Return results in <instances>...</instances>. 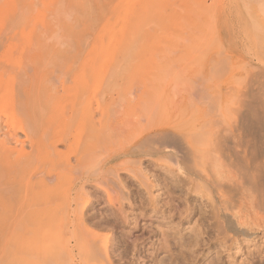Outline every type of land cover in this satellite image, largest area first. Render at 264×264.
I'll return each mask as SVG.
<instances>
[{
  "label": "rangeland",
  "instance_id": "374dc122",
  "mask_svg": "<svg viewBox=\"0 0 264 264\" xmlns=\"http://www.w3.org/2000/svg\"><path fill=\"white\" fill-rule=\"evenodd\" d=\"M22 1L23 0H0V4L1 2L3 3V5H0V34L4 33L3 35H0V48L2 47L0 49V59L5 60L6 58V60L8 59V61L10 62L13 59L14 63L22 59H28V62L32 65L31 68H35L37 66L34 64V62L38 58L42 59L44 57H47L48 54H50V56L58 57V59H60H57L59 63L58 61L55 64L48 63V67L47 63H44L43 65V63L40 62L43 66L38 64L40 66H38V68H41L42 66L41 69H43L44 73H46L45 70L47 69V74L51 72H55L57 74L60 73L58 76H60V78L65 81L64 84L66 86H70L73 83V79H81L82 75L83 77H87L88 80L92 79L93 81H97V79H95V77H97V73L99 76L101 74H104V72H109L111 67H114L115 65H121V68L123 69L121 72L123 73V75H125V78L123 79L121 86L116 87V89L121 90L123 93H127L129 91L134 92V89L136 91L134 92L135 94H132L131 92L128 93L129 96L131 93L132 97H134L131 98L132 101L129 102L131 106L128 104L125 105V107L127 106L130 109L124 107L125 109L119 113L120 119L122 117L121 121L127 119V125L128 123L131 124V122L135 120H132V114H134V116L135 113L137 114V112L139 111V107H142L140 106L142 102L145 103L149 100H153V95H155V98L159 103L158 105L168 110V112L166 110L164 111L168 113L166 114L161 108V115L159 116V114H157L159 120H161L159 121V123L165 121L177 122L182 118L183 119L178 123L185 127L188 126L189 122L191 123L192 118H194V122H209V120H211L210 118H214L216 122H219L221 117L219 116L220 112L219 114L216 113L215 115V109L216 106H218L219 109H221L220 106H222L220 101L221 99L219 100V98H221V94L223 92V75L221 76L219 73L220 70H217V74L219 75L218 76L215 71L216 69H214L213 71H215L214 74H216L217 77H215V75L211 73V70L207 75H201L200 73H198L200 70H204L207 67L211 68L212 66L216 65V63L220 64V66L223 63L224 52H222V50V54H218L220 50V48L218 49V46L220 47V45L217 46V41L214 40L213 35L210 31L211 21L209 22V19H211L212 17L209 18V16L211 13H214L212 12V9H209V12L207 11L208 13H206L207 22H209L210 27L208 31L206 29L208 33V36L205 35V37H207V41H204L203 45L201 46L203 47L206 42V44H208V47L204 46L205 48H203L202 51L195 52L192 55L191 45L189 46V40L193 34L192 30L190 29L188 14L191 5L190 0H141L140 3L139 0H107L108 3H106V6L109 7V12H111L113 8L114 13L112 12V14L106 15L103 18L98 17L96 19L98 22L95 23L94 21L93 23L89 22L91 21L89 20V17L91 15L94 17L96 16L95 14L93 15V13L90 11L91 6L96 2V0H58L59 2H57V0H37L38 2H36L35 0H32V2L31 0H24L25 6L20 3ZM98 1L100 2L101 0H97V2ZM201 1L199 0V2ZM111 2L114 3L111 4ZM205 2L207 3L205 4V6L207 5L206 10L208 8V4L212 5V3L215 4L214 9L217 10L218 4L220 5L221 0H205L202 3L204 4ZM135 3L137 6L135 5ZM6 5L8 7V10L6 8ZM21 5L25 7V10L28 9L26 10V13H28L26 15L28 17L27 21L25 19V21L21 23L20 21L17 22L18 20H16L14 21L16 22L14 25V22L10 16L13 15V12L18 13V7L21 11V8H23L21 7ZM110 6H112L111 9ZM41 7L43 8L41 9ZM210 7L211 6H209V8ZM114 8L116 9L114 10ZM2 9H4V11ZM5 9L7 10V14ZM162 9L164 11H162ZM199 9H201L200 6ZM60 12L63 13L64 16L60 14ZM131 13L133 14V16H131ZM129 16L131 17L129 18ZM48 17H50L51 19H49ZM86 17L87 19H85ZM107 17L109 20L107 19ZM31 18L32 22H30ZM65 18L69 21L65 20ZM43 19L45 20L43 21ZM57 21L58 23L56 24ZM104 21L107 22L105 23ZM33 22L35 23V25H33ZM19 23L23 24L22 26L24 27L26 25L25 31L23 30L24 27H22ZM100 24L104 25H101L100 27ZM10 26H12V28ZM106 26L107 29H105ZM119 26H122L121 29ZM45 27L46 30L43 29ZM13 28L16 29L13 30ZM101 28L103 29V31ZM4 29L5 31H3ZM8 30L11 32H7ZM16 30H18L19 32L21 30L22 31L19 34L18 31L16 32ZM28 30H30V32H28ZM35 32L36 34L38 32V34L35 35ZM16 33L18 34L16 35ZM21 33H27L26 35H28H25L26 38H22L23 41L20 37ZM55 33L57 34V36L55 35ZM105 34L107 37L105 36ZM34 35L36 38L34 37ZM41 35L45 36H43L42 38ZM178 36L180 37V39ZM53 37H56V39H54ZM64 37L67 40L69 39L70 41L65 40ZM105 37L107 41H105ZM58 39L59 41L58 43H56ZM211 39H213V42H211ZM83 40H87L89 42V45L87 44V41L86 44L88 46L85 45V43H83ZM4 41H6V43ZM24 41H26L24 43V46L28 45V49H26V47L24 48ZM31 41L35 45V47L31 46ZM44 41L46 43H44ZM103 42H105L104 47H102ZM115 43L117 44L115 45ZM61 45L63 47H61ZM105 45H108V47ZM82 46H84V48H81ZM116 47L117 49L115 50ZM31 48H33V50ZM206 48L208 50H206ZM198 49L200 48H197V50ZM21 50L24 51V53H22ZM29 50H32V52L30 51V54ZM71 50L73 51L71 52ZM25 51H27L28 53L26 52L25 54ZM96 52H98V55ZM156 52L158 54H156ZM78 53H80L82 57ZM111 53H113V55H111ZM23 54L25 55L23 56ZM33 55L35 56V58ZM25 56L26 58H24ZM96 57H98V59L100 60H96ZM61 59H63L62 62ZM77 59L79 61H77ZM95 60L97 65L94 63L92 66V62H94ZM60 63H63V65H60ZM69 66L73 67L69 68ZM92 67L94 69H92ZM89 69L92 70L90 74ZM112 69L110 70V72L112 71ZM99 70H101L100 73ZM163 71L168 72L167 76L165 75V72L163 74ZM169 72L171 74L173 72L171 78V74ZM176 72L180 73L183 78L189 77L191 79L190 83L192 81L194 82V84L193 82L191 83L193 84L191 85L193 88L189 86L190 89H192V95L190 94L191 92H189L190 90L189 88H187V85L183 87V85L185 84V78L183 79ZM181 72L185 73L182 75ZM151 76H156V78L159 77V81L161 83L159 81H156L159 78H154L153 81L156 79V82H153ZM178 76L181 77L180 80ZM198 76L199 78L202 77L204 83L203 85H201V78L200 80H198L199 78L197 79ZM243 76L244 73H237L236 78H238L239 80L236 79V84L234 81L233 86L239 87V85L237 84L241 83L242 80L240 79L243 78ZM173 77L177 82L176 85L172 80ZM163 78L164 80L165 78H170V84H167L169 80L164 84ZM2 79L4 80L5 78ZM51 79L53 80L54 78ZM204 79H207L206 81H210L205 82ZM186 80L188 81V79ZM96 81L94 83L90 80L89 85L86 87L84 105L85 102H87L86 106L87 108L89 107L90 110L92 109L94 118H101V116L98 115L100 113H103V115L105 114L104 116L106 118H113V111L115 113V108L119 107L120 103L115 100L114 102H110L109 105L111 108L109 107V105H107L109 109L105 108L103 109V112L102 110L98 109L97 107L99 106L100 94L102 93L101 90L104 87L99 86V83L97 85ZM147 81H149V83ZM157 82H159V86H164L165 91L163 87V90L161 91H164L165 94L168 93L167 95L168 97L170 96L172 103L169 102L170 100H168V97L165 94V99L163 98V94H161L159 97V99H161L158 100L157 97L160 91L157 90L156 93V90H154L158 89ZM190 83L187 84L190 85ZM93 84L94 86L92 87ZM143 84L146 90V92H143L144 95L140 94L142 93V87H144ZM150 84H153L150 93H152V91H155L156 93H152V98L149 95L150 93H148V90L150 88L147 89ZM166 84L168 86H166ZM177 84H179V87H177ZM171 87L172 90L177 93L174 92V94L173 91H171ZM93 88L97 91V93L94 94L95 91H92L94 90ZM181 88H186V90L189 91L185 92L184 90H181V92H178ZM138 89L139 91H137ZM92 94H94V96ZM147 94L148 96L145 97V95ZM193 94L195 96H193ZM198 94L201 97H204V95H208L207 99L208 101L211 100L210 103L207 101V99H204L205 101H207L206 103H204L203 98L201 99ZM219 94L220 97L218 98L217 96ZM136 95L139 97V100H143L140 101L141 104H139L140 102L135 101ZM212 95L213 98H210L212 97ZM191 96H193L194 99L197 100H194ZM174 97L176 98L173 100ZM190 97L194 101L189 100L191 99ZM90 98L93 101L90 100ZM147 98L149 100H147ZM214 98H216V101L214 100ZM144 99H146L147 101ZM156 99L154 103L157 104ZM195 101H197V103ZM90 102L91 106H89ZM149 103L150 102H147V104ZM191 103H193L192 106ZM215 103L217 105H215ZM3 104L4 102L2 103V106H4ZM5 104L7 105L0 108L2 109V115L4 116V119L6 118L9 121H12L13 114L9 112H14V110L12 109L11 105L9 106L8 102ZM114 104L117 107H114ZM207 104L210 109L207 108ZM6 106H9L8 110L6 109ZM174 106L177 107L175 108ZM95 108L98 109V111H96ZM119 109H116V111H120ZM212 109L213 111H211ZM136 110L137 112H135ZM193 110L194 112H192ZM210 111L211 115L209 114ZM190 112L193 113L192 118L191 116H189ZM204 112L207 116L205 114V116H202V113ZM125 113H127V115ZM174 114H178L177 117H175ZM123 115L125 116L124 118ZM16 116L14 117V120L16 118L18 119V116ZM154 119L156 122L157 116L154 117ZM124 122L125 121H123V123ZM142 123L143 126H145L144 124L146 123L141 122V125ZM206 126L207 128H205ZM206 126L204 127V129H202V131H206L210 128L209 124H206ZM134 129L135 133L136 131L138 133L140 131L139 129L142 130V126H140L139 128L135 127L132 130L134 131ZM124 131L125 133L127 131V133L125 135L124 133H121L122 137L121 134H108V136L111 135L109 138H112L109 139L110 141H108L106 140L108 139L106 138L108 136L105 134L106 137L104 140V137H102L101 140L99 139L94 143V145H96L97 147L93 146L94 155L91 153L87 154L90 157H87V162L89 161V167L90 164H93L94 162L95 166L92 165L94 167L89 169L90 171L88 170V172L93 171V168H95L94 170H96V168H98L100 165L98 164L100 160V163H102L104 162V160L112 157L113 154L114 156H116L118 153H120L123 148H126L128 142H130L131 139L134 138V135L136 136L137 134H134V132L129 133L130 130H127L126 126ZM127 134L129 137V141L127 139ZM203 137L204 136H201L200 140L202 142L204 141L202 140ZM103 141L104 144H106L107 142H109V144L105 146L103 144ZM200 141L199 143H201ZM117 143L120 145L121 149L119 148V145ZM10 144H0V264H61L62 247L67 242L71 243V245L73 244L76 233L82 225V219L74 216L65 217L59 211L52 213L48 211L45 208L44 204H42L41 202L36 203V201H34L35 203H33V201L30 200V196L35 188V185H37L36 183L39 180L45 178L51 172L52 162L48 161V159L43 161L35 151H32V148L27 141L23 143V146H21V143L19 142H11ZM98 147H101L102 149H98ZM90 152H92V150H90ZM105 154L107 155V157ZM102 155L106 157V159H104ZM29 157H31L33 161L32 166L28 170H25L23 172H16L15 168L17 167V163L26 161ZM87 158L85 156L83 165L84 163H87ZM91 158L92 160H90ZM157 159H159V161H162L163 163L165 162L170 164L172 162L171 160H167L166 162V158L162 157H157ZM128 160L131 159L120 157L114 160L111 165H115L119 162L121 163L122 161ZM137 163L140 164L139 166L141 167L142 171L147 175L149 180H151L153 187L151 188L150 193H147L143 190L142 187L138 185V182L134 178H132V176L128 174L126 170L118 171V178L119 180H121L123 185L124 198L121 199V202L123 209L125 210L124 215L126 219L123 218L124 215H120V211L117 209L118 202L115 197L116 190L118 188H106L113 200L112 202V200H110L111 198L107 197V193L104 192V190L97 188L93 183H87V185H85L90 204L88 205L89 208L87 207L86 213L84 214L83 222L88 230H91L95 235L105 236L109 239L110 247L112 248L114 257L116 259V264H119V262H123V264H239L240 259L244 257V254H246V252L250 249L255 250L256 248H260V254H264V230L262 231V229H264V224H260L261 221L263 222L262 219H264V212H262L263 210L260 212V214H257L258 217L259 215H261V218L259 217L260 220L257 219V215L251 216H256L255 219H257L258 221H256L255 219L251 220L252 223L250 224L249 229L250 232H252V235H250L248 238L244 233L243 235H240L242 234V232L236 231L235 224H229L225 226H221L218 224L217 219L212 217L213 215L211 214L209 206H206L207 200L205 195H208L206 189L205 191L203 190L204 188L202 189L200 187L190 188V185L186 183H184L185 185L183 184L182 186H180V184L182 183H179V185L174 184V178L184 177V175L180 174L181 172H179L175 166V172L172 171L170 174L169 172H166L163 165L161 166L155 164L150 158L143 157V159L141 158L140 162L138 161ZM138 164L134 165L138 166ZM85 166L86 167L84 168H87L88 164ZM57 172L59 173V175L64 173L63 177H66V179L74 176V171L71 172L68 169L64 171L58 169ZM53 179V181L49 182V185H52L55 182V177ZM253 223L255 224V226ZM66 226H68L70 230L68 229L63 233L62 230ZM246 228L248 229L247 226ZM201 229L202 231H204L201 232ZM194 233L195 238L193 239ZM243 236L246 238H244ZM232 238H235L236 240L241 242V251L238 254L236 252L239 249H237V245L232 242ZM135 239L137 240L134 242ZM197 241L199 242L198 245L196 244ZM193 243L195 244V246ZM73 255V257L71 255V259H76L78 256V251H73ZM118 258L121 260H118ZM259 264H264V262Z\"/></svg>",
  "mask_w": 264,
  "mask_h": 264
},
{
  "label": "bare ground",
  "instance_id": "6f19581e",
  "mask_svg": "<svg viewBox=\"0 0 264 264\" xmlns=\"http://www.w3.org/2000/svg\"><path fill=\"white\" fill-rule=\"evenodd\" d=\"M35 1L38 2L39 0L38 1L35 0ZM140 1L141 0H139V3ZM203 1L199 2V0H190L191 5H190V10L188 14H189L190 29L192 30L193 34L191 38L189 37L190 40L188 38L190 42L189 41L187 42L190 43V44L188 43L189 46L191 45L192 55L195 52L202 51L203 48H205L206 46L208 47V44H206V42L204 45L205 47L204 46L201 47V46L203 45L204 41H207V37H205V35L208 36L207 31L209 30V27H210L209 22L211 21L210 31L213 35L214 40L217 41L216 42L217 46L220 45V47L218 46V49L220 48L218 54H222V52H224L223 63L221 66L220 64L216 63L217 66L214 65L211 67L213 69L207 67L204 70H200L199 72L197 70V72L200 73L201 75H207L210 70H211V73L213 74L215 71L217 74V70H220V72L219 71L218 72L220 73L221 76L223 75V81H222V87H223L222 91L223 92L221 94V98H219L220 94L217 96L219 100L221 99L220 101H221L222 106H220L221 109H219L218 106H216V109H215L216 111L215 115L216 113L219 114L220 112L219 116L221 117H220L219 122H216L214 118H210L211 120H209V122L208 121L207 122L206 121L194 122L193 121L194 118H192L193 117L192 112H194L193 110L192 112L189 113L190 114L189 116H191L192 118L191 123L189 122L188 126L186 127L178 123L183 118L180 121L178 120L177 122L165 121V122L159 123V121L161 120H159L157 114H159V116L161 115V112H160L162 111L161 108L163 109V112L165 110L168 112V110L158 105L159 103L157 99L155 98V95H153L154 96L153 100H149L147 98V100H149L147 101L146 99H144L147 102H150L149 104H147V102L145 103L142 102L141 104L140 101H143V100L142 99L139 100V97L136 95L135 101L140 102L139 104H141L140 106L142 107H139L138 112L137 110L135 111L137 112V114L135 113V116L134 114H132L133 116L132 120L133 119L135 120H133L131 124L128 123L127 125V122H126L127 119L121 121L122 117L120 119L119 113L125 108H128L127 106L125 107V105L126 104L130 105L129 102L132 101L131 98H134L132 97V94L136 91L135 89H134V92H131L128 90L129 92L132 93V94L130 93V96H131L130 97L128 94L129 92L123 93L121 90L116 89V87L121 86L122 81L125 78V75H123V73L121 72L123 70L121 68V65L120 66L115 65L114 67H111L110 70L112 68L113 69L111 72L109 70L110 73L104 72V74H101L99 76L97 73V77H95L97 81L96 80L93 81L92 79L88 80L87 77H83L82 75L81 79L79 80L73 79V83L70 86L69 85L66 86L64 84L65 81H63V79L60 78V76H58L60 73L57 74L55 72L54 73L51 72L47 74V69L45 70L46 73H44L43 69H41L44 63H47V64L57 63V61L60 60L58 59V57L50 56V54H48L47 57H44L42 59L38 58L34 62V64L37 66L35 68H31L32 65L28 62V59H22L16 63H14L13 59L11 60V62L8 61V59L6 60V58L5 60L0 59V104H1L0 108L7 105L5 103L8 102L9 106L11 105L12 109L15 112V114L13 111L9 112L13 114V117L11 115V117L13 118V120L11 119L13 121L12 122L6 118L4 119V116L2 115V109H0V113L3 116L2 117L0 115V144L1 143L10 144L11 142H16V143L19 142L21 143V146H23V143L27 141L29 145L31 146L32 151H35L37 155L42 158L43 161L46 159H48V161H51L52 162L51 172L45 178L39 180L36 183L37 185H35V188L30 196V200H32L33 203H35L34 201H36V203L41 202L42 204H44L45 208L52 213L59 211L65 217L74 216L79 219H82V225L79 228L78 232L76 233L73 244L71 245V243L67 242L62 247L61 264H116V259L113 254V250L110 247L109 239L106 238L105 236L95 235L94 233H92L91 230H88V228L83 222L84 214L86 213V209L88 205L90 204V200L88 198L85 185H87V183H93L97 188L104 190V192L107 193L108 198L110 197V195L106 188L108 187L109 188L114 187L113 189L118 188L117 189L118 191L116 190V197H115L118 202L117 209L120 211V215H124L125 210L123 209L122 202H121V199L124 198V191H123L122 182L118 178L119 176L118 171L126 170L128 174H130L132 178H134L138 182V185L142 187L145 192L150 193L151 188L153 187L152 182L151 180H149L147 175L142 171L141 167L139 166L140 164L137 163L138 161L140 162V159L141 158L143 159V157L150 158L155 164H158L161 166L163 165L166 172H169L170 174L172 171L175 170L174 168L175 166L176 169L179 172H181L180 174L184 175V177L174 178L173 179L174 184L179 185V183H182L180 184V186H182L184 183H186L190 185V188L200 187L202 189L204 188L203 190L206 189L208 193V195H205L206 200H207L206 206H209L211 210V214L213 215L212 217L217 219V222L219 225L225 226L229 224H235L236 231L242 232V234L240 235H243L244 233L246 237L248 238L250 235H252V232H250L249 228H250V224L252 223L251 220H254L256 216L255 217H251V216L260 214L262 210H263L262 212H264V0H221L220 5L218 4L217 10L214 9V6H215L214 3H212L213 6L208 4V8L206 10L207 5L205 6V4L207 3L205 2L203 4L202 3ZM57 2L59 1L57 0ZM3 3L1 2L0 5H3ZM20 3H22V5L25 6L24 0ZM106 3H108L107 0H101L100 2L99 1L97 2L96 0V2L91 6V9H90L93 15L95 14L96 16L94 17L91 15L89 17L90 19L88 18L91 21L89 20L87 21L91 23H93L94 21L95 23V22H98L96 20L98 17L103 18L106 15L112 14V12L114 13L112 6H110V9L112 8V10L111 12H109L110 10H109V7L106 6ZM113 3L114 2H111V4ZM22 5L21 7L23 8H21L22 9L21 11L18 7V13H14L12 11L13 12L12 16H10L11 15L10 13L9 16L11 17L13 22L18 20L17 22L20 21L22 23L23 21H25V19L27 21L28 17L26 15L28 13H26V10L28 9L25 10V7ZM199 6L201 9H199ZM209 6L211 7L209 8ZM6 8L8 10L7 5H6ZM42 8L43 7H41V9ZM115 9L116 8H114V10ZM209 9H212V12L214 13H211V14L209 13L210 16L208 14L209 18L210 17L212 18L209 19V22H207L206 13L209 12ZM2 10L4 11V9ZM7 10H6V14H7ZM162 11L164 10L162 9ZM131 12H132V9H131ZM60 14L63 15V13L61 12ZM131 16H133L132 13H131ZM131 16H129V18ZM5 18H4V21H5ZM48 18L51 19L50 17ZM85 19H87V17ZM44 20L45 19H43V21ZM65 20L67 19L65 18ZM58 21L56 22V24L58 23ZM30 22H32V18L30 19ZM15 23L16 22H14V25ZM22 25L23 24H21V26ZM33 25H35L34 22H33ZM101 25H104V24H100V27ZM12 26L10 27L12 28ZM186 26H187V23H186ZM15 29L13 28V30ZM43 29L46 30V27ZM105 29H107V26ZM23 30L24 31L26 30V25L23 28ZM58 30H61V29H58ZM3 31H5V29ZM17 31L18 30H16V32ZM7 32L10 33L11 31L8 30ZM20 32L18 31L19 34ZM28 32H30V30H28ZM18 33H16V35ZM56 33L55 35L57 36ZM3 34H0V35H3ZM26 34L21 33L20 35L21 40L22 38H26V36H28ZM37 34L35 32V35ZM23 35L24 36L26 35V36L24 37ZM45 35H41L42 38ZM106 37H105V41H107ZM53 38L56 39V37H53ZM65 40L67 39L65 38ZM28 41H29V38H28ZM58 41L59 39L57 40L56 43H58ZM86 41L87 40H83V43H85V45L89 43L87 41V44H86ZM4 42L6 43V41ZM25 42L26 41L23 42V46ZM211 42H213V39H211ZM44 43L46 42L44 41ZM92 43H93V40H92ZM104 43L105 42H103L102 47H104ZM32 44L33 43L31 41V46L35 47V45L34 44L32 45ZM116 44L117 43H115V45ZM63 46L61 45V47ZM105 46L108 47V45H105ZM25 47L26 49H28L27 48L28 45L27 46L25 45L24 48ZM117 47L115 48V50L117 49ZM81 48H84V46H82ZM197 48H200V49L197 50ZM31 49L33 50V48ZM32 50H29V54H30V51L32 52ZM73 50H71V52ZM206 50L208 49L206 48ZM21 52L24 53V51L22 50ZM26 52L27 51H25V54ZM98 52H96L97 55H98ZM25 54H23V56ZM156 54L158 53L156 52ZM111 55H113V53H111ZM24 58H26V56ZM34 58H33V61H34ZM97 59L98 57H96V60ZM62 60L63 59H61V62ZM96 60L94 62L91 61L92 66L94 63L97 65ZM77 61L79 60L77 59ZM40 62L43 63V65ZM38 64L42 65L41 68H38L39 66ZM49 64H48V67H49ZM60 65H63V63H60ZM70 67L71 66H69V68ZM92 69L94 68L92 67ZM214 69L216 70L213 71ZM100 71L101 70H99V73ZM90 72H92V70L89 71V74ZM164 72L165 71H163V74ZM167 73L168 72H165L166 76H167ZM181 73L183 75L185 72L184 73L181 72ZM237 73H244L243 78L240 79L242 80L241 83L237 84L239 85V87L233 86L234 81L236 84V79L239 80L238 78H236ZM177 74L180 75V73H177ZM216 74H214L215 77H217ZM172 75H173V72L170 78L172 77ZM66 76H67V73H66ZM180 76H178L179 80L181 79V77L183 78V76L181 77ZM199 76L197 77V79L199 78ZM174 77L172 78V80L176 85L177 82L174 80L175 79ZM2 78H5V79L3 80ZM51 78H54V79L52 80ZM151 78L153 81V79L156 78V76L154 77L151 76ZM170 78L169 79L165 78V80L163 78L164 84L167 83L166 81L169 80L167 83L169 85ZM200 78L202 80L201 85H203L204 84L203 79L202 77ZM200 78L198 80H200ZM186 79H188L189 82ZM90 80L94 83L96 81L97 85L99 83V86L104 87L101 90L102 93L100 94L99 106L98 107L96 106L98 109L102 110L103 112V109L105 108L109 109L107 105H109L110 102H114L115 100H117V102L120 103L121 107L119 106V103H118L119 107L116 106L117 102H116V105L114 104L115 105L114 107H117V108H115V113L113 111V114H114L113 118H106L104 116L105 114L103 115V113L98 114L101 116V118L100 117L94 118L92 109L90 110L89 107L87 108L86 106L87 102H85V105H84V96L86 94V87L89 85ZM159 80L160 78L157 79L156 81H159ZM190 80L191 79L189 77L185 78L184 79L185 84L183 82L184 84L183 87L187 85L188 86L187 88H189L190 90L188 91L191 92L190 94L192 95V91H191L192 89H190L189 86L193 85L194 82L192 81L193 84H191L192 82L190 83ZM206 80L207 79H204L205 82L210 81V80L208 81ZM147 82L149 83V81ZM159 82H157L158 89H154L156 90V93H157V90L160 91V93L158 92L159 93L157 97L158 100L161 99V98L159 99L161 94H163V96L165 94L164 93L165 88L162 85L159 86L160 85ZM186 82L190 83V85H188ZM167 84L166 86H168ZM179 84H177L178 85L177 87H179ZM93 86L94 84L92 85V87ZM152 87H153V84H150L149 87H147V89L150 88L148 90L149 91L148 93H150ZM162 87L164 88L163 92L161 91L163 90ZM139 89L137 91H139ZM181 90L188 92L186 88L184 89L181 88L180 91L178 92H181ZM92 91H95L94 94L97 93L95 89ZM144 91L146 92L145 86L142 87V91H141L142 93L140 94L144 95L143 93ZM171 91H173V93L175 92L174 90H172V87H171ZM153 92L154 94H156L155 91H152V93ZM89 93H90V89H89ZM152 93L149 94L150 97ZM94 94L92 95L94 96ZM194 94L193 96H195ZM146 96H148V94L145 95V97ZM193 96L191 97L194 99ZM207 96L206 95H204V97L200 96V98L201 99L203 98V100L204 99L206 100ZM165 97L166 96H164L163 98L165 99ZM175 98L176 97H174L173 100ZM192 98L189 100H193ZM210 98H213V95ZM155 99L157 101V104L154 103ZM215 99L216 98H214V100ZM90 100L92 99L90 98ZM168 100H170L169 102L172 103L170 96L168 97ZM194 100H197V99H194ZM205 100H204V103L208 101V99L207 101ZM210 101L211 100H209L208 102L210 103ZM3 102H4L3 104L4 106H2ZM195 102L197 103V101ZM198 102H199V99H198ZM143 103H144V106H143ZM192 104L193 103H191V106ZM208 104H207V108H209ZM215 105L217 104L215 103ZM9 106H6L7 110L9 109L8 108ZM89 106H91V102ZM174 107L176 108L177 106H174ZM217 108H218V111H217ZM98 109H96V111H98ZM116 109H119L120 111L118 110L116 111ZM211 111H213V109ZM211 111L209 112V114L211 113ZM125 114L127 115V113ZM204 114L206 115V113L204 112L202 113V116H205ZM14 115L18 116V119L16 118L17 120L16 119L14 120V117H15ZM177 115L178 114H176L175 117H177ZM156 116H157V121L155 122L154 117ZM124 117L125 116L123 115V118ZM123 121L126 122V125H125V122L123 123ZM141 122H145L146 123L144 124L145 126H143V123L141 125ZM206 124H209L210 128L207 129L206 131H202V129H204ZM125 126L127 130H130L129 133L134 132V134H136L137 131L135 133V129L134 131L132 130L135 127L139 128L140 126H142V130L139 129L140 133L138 132L137 133L138 135L137 134L136 136L134 135V138L131 139L130 142H128L129 137L127 134L128 145L126 146V148H123L122 151L120 150L121 151L120 153L117 152L118 154L116 156H114L113 154L112 157L108 158L107 160H104V162L102 163H100L101 160L100 161L98 160L99 161L98 164H100L99 167L96 168V170H94L95 168H93L92 169L93 171L88 172L89 169L95 166L94 165L95 162L93 164H90V167H89V161L87 162L88 160L87 157H89V155L87 154H90V153L93 154V150H94L93 146L97 147L96 145H94V143L99 139L101 140L102 137H104L103 138L104 140L106 137L105 134L108 136V134L124 133L125 135L127 133V131L126 133L124 131ZM205 128H207V126ZM110 136L111 135L106 137L108 138L106 140L110 141L109 139H112V138H109ZM201 136H204L202 139L204 140L203 142L200 141ZM121 137H122V134H121ZM198 140L202 144L199 143ZM98 142H101V141H98ZM103 144H104V141H103ZM107 144H109V142H107L104 145L106 146ZM99 148L101 147H98V149ZM119 148L121 149L120 145H119ZM90 150H92V152H90ZM107 154H108V151H107ZM85 156L87 158L86 159L87 163H84L83 165V162H84L83 160ZM106 157L103 156L104 159H106ZM120 157L128 158L131 160L122 161L121 163L119 162L115 165H111V163L114 160ZM157 157L166 158L165 160L166 162L167 160L168 161L171 160L172 165L171 163L169 164V163H165V162L163 163L162 161H159ZM90 160H92V158ZM133 161H136V162H133ZM32 163L33 161L31 157H29L26 161L17 163V167L15 168V171L23 172L25 170H28L32 166ZM133 163L138 164V166H135ZM87 164H88V167L84 168L86 167L85 165ZM58 169H61L62 171L66 169L70 170L71 172L74 171V176L66 179V177H63L64 173L59 175V173L57 172ZM54 177H55V182L52 185H49V182L53 181ZM110 200H112V198ZM260 216L261 215H259V217ZM259 217L257 215V219H259ZM263 217H264V214H263ZM123 218L126 219L125 215L123 216ZM257 219L255 220L258 221ZM262 220L263 222L262 221L260 222L261 225L262 223L264 224V219ZM246 226L248 227V229L246 228ZM68 229L70 230V228L66 226L65 228H63L62 232L64 233ZM263 230L264 229H262V231ZM203 231L201 229V232ZM194 238H195V233H194L193 239ZM136 240L137 239H135L134 242ZM200 241H201V238H200ZM232 242H234L238 247L237 249H239L236 253L237 254L240 253L241 242L236 240L235 238H232ZM198 243L199 242L197 241L196 244L198 245ZM76 250L78 251L77 258L71 259V255L72 257L74 256L73 251H76ZM260 251H261L260 248H256L255 250L250 249L249 251L246 252V254H244V257L240 259L239 264L263 263L264 254H260ZM118 260H121V259L118 258ZM119 264H123V262H119Z\"/></svg>",
  "mask_w": 264,
  "mask_h": 264
}]
</instances>
